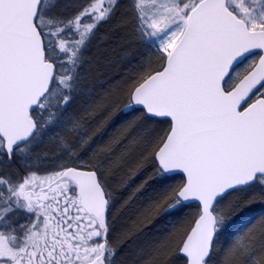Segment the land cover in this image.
<instances>
[{"label":"snow or ice","instance_id":"snow-or-ice-1","mask_svg":"<svg viewBox=\"0 0 264 264\" xmlns=\"http://www.w3.org/2000/svg\"><path fill=\"white\" fill-rule=\"evenodd\" d=\"M0 264H264V0H0Z\"/></svg>","mask_w":264,"mask_h":264}]
</instances>
